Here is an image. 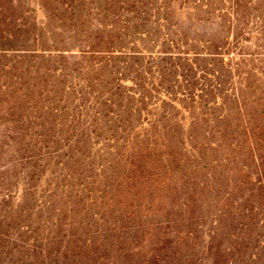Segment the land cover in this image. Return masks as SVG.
Returning <instances> with one entry per match:
<instances>
[{
    "label": "trees",
    "instance_id": "obj_1",
    "mask_svg": "<svg viewBox=\"0 0 264 264\" xmlns=\"http://www.w3.org/2000/svg\"><path fill=\"white\" fill-rule=\"evenodd\" d=\"M17 1L0 0V125L10 124L6 135L17 142L15 147L0 144V264H120L117 259L121 254H128L127 264H135L134 258L139 264H173V260L181 264L180 259L186 256H190L188 264L196 259L203 264H254L259 259L258 245L264 247V224L260 226V221L264 223V173L258 165L264 162L262 146L248 145L249 155L258 166L247 195L241 191L247 181L235 190L214 182L213 173L211 182L187 178L185 183L192 184H185L179 227L165 231L158 240L161 248L145 254L134 244L129 249L117 248L111 241L112 227L102 235L101 243L96 234L73 230L74 220L63 225L60 215L45 216L46 204L36 203L45 176L48 186L55 180L56 187H65L59 179L73 178L70 170L78 167V161L92 169L85 163L95 161L100 150L94 153L92 147L80 143V138L86 130L109 122L125 135L123 145L144 125L149 127V146L131 155V160L136 159L131 163L134 165H141L148 157L149 153L143 154L147 149L153 152L168 147L172 151L161 157L162 163L171 162L172 154L176 161L185 163L182 172L188 175V162L194 164L195 174V161L206 155L205 147H223L221 143L227 147L222 159L212 161L214 170L220 161L228 164L236 160L234 134L241 125L235 123L227 108L230 98L241 118L248 111L243 106L242 73L228 76L221 69L222 61L236 49L230 47L229 35L219 40L183 29L169 14L171 0H40L62 26L70 23V41L51 35L54 40L50 44L48 38L32 30L26 17H15ZM247 4L233 0L231 8L234 14L241 9L245 13ZM175 107L188 111L192 125L199 115L210 116L208 121L215 122L216 109H220L218 119L225 121V127L216 129L218 139L213 144L190 133L188 143L179 142L183 145L176 151L169 146L172 138L159 143L157 135L167 126L165 122ZM63 123H69L72 134L62 146L60 140L55 142L61 137L53 130ZM242 130L249 131L248 127ZM263 134L261 129V139ZM43 140H48L47 144ZM117 149L111 146V150ZM243 166L248 180L249 165ZM84 171L86 168L76 180L86 189L90 185L82 179ZM215 183L225 186L223 196L210 198ZM47 193L46 188L43 196L49 204ZM189 205L195 209L191 211ZM197 210L200 214H195ZM204 211L211 212L205 215ZM257 229L261 232L256 233ZM202 235L208 241L197 251L192 245L182 246L191 236L198 239ZM120 240L127 242L125 236L118 237Z\"/></svg>",
    "mask_w": 264,
    "mask_h": 264
},
{
    "label": "rangeland",
    "instance_id": "obj_2",
    "mask_svg": "<svg viewBox=\"0 0 264 264\" xmlns=\"http://www.w3.org/2000/svg\"><path fill=\"white\" fill-rule=\"evenodd\" d=\"M162 1L164 0H159V3ZM171 1L169 14L178 19L183 29L197 31L200 35L219 40L229 35L230 47L236 48L233 49L235 52H232L229 57L232 62L225 58L221 66L226 75H238L240 72L243 78L242 91L245 98L243 106L248 111L246 117H240L232 98H230L231 102L227 107L230 109L235 123L241 125L237 129L238 134H234L236 136L235 145L237 146L235 152L238 156L236 160L230 161L228 164L220 161L214 170L215 164H212V161L222 159L223 149L227 147L226 143L220 142L223 147H219L218 144H216L218 147L216 145L205 147L206 155L195 161L197 162L195 174L193 173L194 164L188 162L186 164L188 175L182 172L185 163L176 161L172 154L169 155L171 162L168 159L165 163H162L161 157L172 151L168 147V149L164 148L161 151L156 149L153 152L147 149V152L143 154L149 153L148 157L144 158L141 165L139 162L134 165L131 163L136 162V159L131 160V155H138L147 145L149 146V127L144 125L139 131H136V134L133 133L129 141L123 145L125 135L121 133L120 129L117 130L115 124L109 122L105 123L104 127L100 124L95 128L86 130L80 138V143L92 147L94 153L98 149L100 150L96 154L95 161L87 160L85 163L88 167L92 165V169L82 166L78 161V167L76 166L70 170L75 175L73 178L62 181L63 177H60L59 184L64 183L65 187H56L55 180L49 182L48 186L47 176H45L40 182L42 190L36 195L38 205L46 204L43 207L45 216L50 215L51 218H57L60 215L63 225L74 220L76 228L73 226V230L77 229L83 234H96L97 236H91H96L95 239H99L101 243L104 241L102 235L106 234L105 231L112 227L111 241L116 243L117 248L129 249L134 244L143 254H145V251L160 249L162 244L158 240L164 237L165 231H172L175 230V227H179V206L184 200L183 195L186 185L190 186L192 184V181L185 183L187 178L192 179L195 176L196 179L201 181L209 180L211 182L210 175L213 173L211 176H213L214 182L217 181L221 185L228 184L235 187V190L244 187L238 185L247 181L245 188L241 190L247 195L249 192L247 187H252L255 182L258 165L260 171L264 173V162L257 165V161L254 159L255 164L248 151V145L251 144L254 147L256 145L262 146L263 150H260V153H264V134L262 139L259 137L261 129H264V0H243L244 3L248 2L246 12L244 13L241 9V12L237 14H234L231 8L233 0ZM180 4L183 7L180 8ZM15 8L17 10L15 17L18 19L26 17L33 28L32 30L38 35L42 34L45 38H48L50 44L54 40L50 38L51 35H54L55 39L70 41V23L62 26L60 20L57 19L58 17H52V12L42 7L40 0H18ZM66 45H69V43H66ZM147 58L144 59V62L147 61ZM219 112L220 109H216L215 113L218 118ZM65 116L71 119L69 113H65ZM200 116L192 125L188 111L175 107L171 116L165 122L167 126L160 128L157 132L160 139L159 143L162 141L164 143V140L166 143L172 138L169 146L177 151L180 148L179 145H183L179 142L184 140L187 144L190 133H195L200 141L213 144V141L218 139L216 129H219V127L224 128L225 121L223 122L217 118L215 122H209L208 120H211L212 117ZM235 123L233 122V127L236 126ZM67 125L69 123L58 125L53 130L61 137L59 139L55 138V142L60 140L62 146L67 143L69 136L72 134ZM77 125L81 126V123L77 121ZM10 126L7 123L0 125V144L5 146L6 143V146L15 147L17 146L16 140L10 139L6 135ZM243 127H248V133L243 132ZM134 138H137L135 144L132 142ZM47 142L48 140H43L44 144H47ZM72 142L75 143L76 139L73 138ZM111 146H116L118 149L111 150ZM184 146L187 147V145ZM155 154L159 157H154L157 156ZM75 159L80 160L79 158ZM191 162H194V160ZM245 164L249 165L250 169L248 180H245L247 173L242 170ZM83 168H86V171L89 170L87 173L84 171L85 176L82 177L83 181H87L90 185L86 189L80 187L77 183L78 180H76V175L80 174ZM57 169L61 171V166ZM219 173H221V176ZM224 187L215 183V189L209 192V197L223 196ZM46 188L49 190V193H47L50 196L49 204L45 203L46 198L43 196V190ZM255 189L257 190V188ZM52 192L55 194H52ZM189 209L193 211L195 207L189 205ZM191 211L188 212L192 213ZM209 212L211 211H204L203 213L209 215ZM44 214L43 219H45ZM195 214H200V211H195ZM263 224V221H260V226ZM168 225L169 227H167ZM67 229H70V227L67 226ZM259 232H261V229L256 230V233ZM123 236H125L127 242L117 241L118 237ZM206 240L207 238L203 235L198 239L191 236L189 240L183 241L182 246L187 245L189 247L192 245L197 251L204 246ZM188 253L190 252L188 251ZM246 253L248 254L250 251L246 250ZM126 255L128 254H121L117 259L120 264H127ZM188 257L190 256L181 258V264H188ZM258 258L253 263L263 264V244L258 245ZM138 262L139 259L134 258V263L139 264ZM191 262L192 264H203V261L197 259ZM63 263L60 262L59 264ZM173 264H175L174 260ZM245 264L248 263L245 262Z\"/></svg>",
    "mask_w": 264,
    "mask_h": 264
}]
</instances>
